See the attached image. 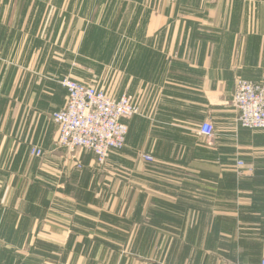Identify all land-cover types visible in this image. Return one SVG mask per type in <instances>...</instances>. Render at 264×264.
<instances>
[{
	"label": "crops",
	"instance_id": "obj_1",
	"mask_svg": "<svg viewBox=\"0 0 264 264\" xmlns=\"http://www.w3.org/2000/svg\"><path fill=\"white\" fill-rule=\"evenodd\" d=\"M66 77L139 109L103 166L55 145ZM237 78L264 84V0H0V264H264Z\"/></svg>",
	"mask_w": 264,
	"mask_h": 264
},
{
	"label": "built area",
	"instance_id": "obj_2",
	"mask_svg": "<svg viewBox=\"0 0 264 264\" xmlns=\"http://www.w3.org/2000/svg\"><path fill=\"white\" fill-rule=\"evenodd\" d=\"M60 85L66 91L65 104L50 115L58 129L56 147L66 149L75 162H78V150L88 151L93 154L95 163L103 166L111 152L123 149L128 129L122 120L137 115L138 107L126 94L116 100L86 82L66 78ZM233 107L239 127L264 130V84L237 78ZM198 133L211 140L213 126L203 122ZM31 155L41 157L43 152L33 148ZM140 158L146 162L153 161L146 154H141ZM242 166L243 163L238 161L237 167ZM76 167L81 168L78 163Z\"/></svg>",
	"mask_w": 264,
	"mask_h": 264
},
{
	"label": "rangeland",
	"instance_id": "obj_3",
	"mask_svg": "<svg viewBox=\"0 0 264 264\" xmlns=\"http://www.w3.org/2000/svg\"><path fill=\"white\" fill-rule=\"evenodd\" d=\"M66 78H68V79H71V80H75V79H72V78H70V77H66ZM66 78H64V79H66ZM64 79H62L59 83H61ZM78 81V80H77ZM90 83V82H89ZM92 85H93V83H91Z\"/></svg>",
	"mask_w": 264,
	"mask_h": 264
}]
</instances>
